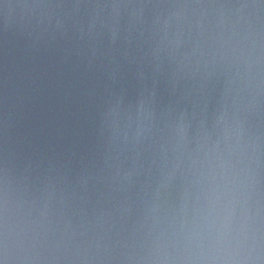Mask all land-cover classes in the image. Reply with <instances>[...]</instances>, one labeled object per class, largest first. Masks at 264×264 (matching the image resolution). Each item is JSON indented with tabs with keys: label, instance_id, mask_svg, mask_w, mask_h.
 <instances>
[{
	"label": "clouds",
	"instance_id": "9594fccd",
	"mask_svg": "<svg viewBox=\"0 0 264 264\" xmlns=\"http://www.w3.org/2000/svg\"><path fill=\"white\" fill-rule=\"evenodd\" d=\"M34 7L38 41L123 34L171 91L109 92L93 152L0 170V264H264V0Z\"/></svg>",
	"mask_w": 264,
	"mask_h": 264
},
{
	"label": "water",
	"instance_id": "95a60500",
	"mask_svg": "<svg viewBox=\"0 0 264 264\" xmlns=\"http://www.w3.org/2000/svg\"><path fill=\"white\" fill-rule=\"evenodd\" d=\"M112 2L0 0V170H22L29 162L52 156L77 161L93 152L99 106L109 92H122L127 103L135 102L143 89H154L158 102L168 101L170 74L142 60L135 39L126 43L121 34L112 47L106 34L102 55L94 57L91 50L81 55L36 38L40 10L35 5L79 3L81 17L88 21L89 13L111 11L92 5ZM117 2L146 5L144 19L150 22L156 10L152 6L170 0ZM131 11L121 9V25L127 26Z\"/></svg>",
	"mask_w": 264,
	"mask_h": 264
}]
</instances>
